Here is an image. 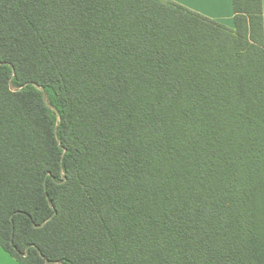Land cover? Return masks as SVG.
<instances>
[{"label": "trees", "instance_id": "1", "mask_svg": "<svg viewBox=\"0 0 264 264\" xmlns=\"http://www.w3.org/2000/svg\"><path fill=\"white\" fill-rule=\"evenodd\" d=\"M0 0V244L19 264H264L262 0Z\"/></svg>", "mask_w": 264, "mask_h": 264}, {"label": "snow or ice", "instance_id": "2", "mask_svg": "<svg viewBox=\"0 0 264 264\" xmlns=\"http://www.w3.org/2000/svg\"><path fill=\"white\" fill-rule=\"evenodd\" d=\"M178 3L203 16H215L224 6V0H178ZM0 264H16V258L7 244H0Z\"/></svg>", "mask_w": 264, "mask_h": 264}, {"label": "crops", "instance_id": "3", "mask_svg": "<svg viewBox=\"0 0 264 264\" xmlns=\"http://www.w3.org/2000/svg\"><path fill=\"white\" fill-rule=\"evenodd\" d=\"M170 1L178 3V0H170ZM180 5H182V4H180ZM189 10L193 11L192 9H189ZM262 14H263V25H264V0H262ZM200 15H202V14H200ZM204 17H207L209 19H212L214 21L222 23L223 25H225L227 27L232 28L233 27V17H234V15H233V11H232L231 0H224V6H223V8H222V10H221V12L219 14H217L215 16H204ZM16 264H19V263L16 261Z\"/></svg>", "mask_w": 264, "mask_h": 264}]
</instances>
